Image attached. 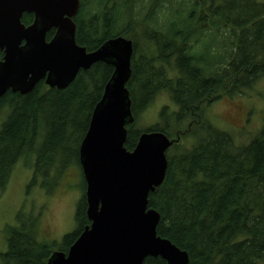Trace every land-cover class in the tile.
Listing matches in <instances>:
<instances>
[{
  "label": "trees",
  "instance_id": "16d2710c",
  "mask_svg": "<svg viewBox=\"0 0 264 264\" xmlns=\"http://www.w3.org/2000/svg\"><path fill=\"white\" fill-rule=\"evenodd\" d=\"M172 4L179 7L174 18ZM164 15L165 23L159 20ZM33 19L24 14L21 22L29 26ZM73 21L76 43L87 52L117 37L133 42L127 88L134 121L126 126V149L132 151L144 132H160L173 142L164 180L148 195L147 209L160 216L157 236L186 252L188 264H259L264 260V125L258 137L235 145L202 113L222 95L264 79V0H80ZM221 30L234 38L230 52L217 39ZM140 39L147 50L138 61ZM112 73V66L98 62L80 70L65 89L40 81L26 95L8 90L0 98V119L6 114L0 124V191L20 161L34 169L35 181L57 171L54 161L68 142L76 144L81 173L79 146ZM162 92L177 111L163 108L162 124L138 128V116ZM188 137L195 143L187 149L180 141ZM81 178L76 229L61 244L48 241L39 220L18 211L16 225L5 227L7 252L0 254V264H47L54 252H68L90 224ZM143 264L166 262L148 257Z\"/></svg>",
  "mask_w": 264,
  "mask_h": 264
},
{
  "label": "water",
  "instance_id": "95a60500",
  "mask_svg": "<svg viewBox=\"0 0 264 264\" xmlns=\"http://www.w3.org/2000/svg\"><path fill=\"white\" fill-rule=\"evenodd\" d=\"M79 7V0H0V98L8 90L26 95L40 81L65 89L98 62L113 67L78 151L90 225L66 254L54 252L47 264H143L148 257L188 264L186 252L157 236L160 216L147 209L149 193L164 180L173 142L145 132L133 151L125 147L126 126L134 121L127 88L133 43L117 37L87 52L75 40ZM24 14L33 15L29 26L21 22Z\"/></svg>",
  "mask_w": 264,
  "mask_h": 264
},
{
  "label": "rangeland",
  "instance_id": "374dc122",
  "mask_svg": "<svg viewBox=\"0 0 264 264\" xmlns=\"http://www.w3.org/2000/svg\"><path fill=\"white\" fill-rule=\"evenodd\" d=\"M178 8V5H171L169 10L171 18H174L177 11L175 9ZM203 17L206 18L204 15ZM159 20L165 23L167 19L164 15L159 17ZM141 30L143 32L144 29ZM223 31L215 34L219 42H225L226 51L234 38ZM141 43L143 41L140 39L138 61L147 50V45ZM143 47H146L145 51ZM227 51L230 52V48ZM166 69L171 78L176 77L173 64H169ZM242 90L243 92L232 96L222 95L202 113V119L229 134L235 145L247 144L254 137H258L264 125V79H259L251 88ZM163 108H166L168 113L177 111V106L166 92L155 96L152 103L138 116L135 125L144 129L162 124L159 116ZM5 118L6 114H3L0 124ZM185 126L184 120L181 122V127ZM194 143L195 139L190 137L180 141V145L187 149L190 148V144L194 146ZM75 149L76 144L68 142L66 152L62 157H56L57 160L54 161L58 166L57 171L53 170L45 176H38L36 181L33 179L34 169L32 170L31 166L28 168L21 161L15 166L6 188L0 191V254L7 252L5 227L16 225L18 211L37 218L41 234L48 241L61 244L63 237L76 229L75 212L81 196L82 178L74 158ZM33 180L34 184H32ZM259 264H264V260Z\"/></svg>",
  "mask_w": 264,
  "mask_h": 264
},
{
  "label": "flooded vegetation",
  "instance_id": "af4514ba",
  "mask_svg": "<svg viewBox=\"0 0 264 264\" xmlns=\"http://www.w3.org/2000/svg\"><path fill=\"white\" fill-rule=\"evenodd\" d=\"M52 30H54V29H52ZM50 31H51V30H50ZM50 31H49V32H50ZM49 32H48V33H49ZM54 32H55V30H54ZM53 35H54V34H53ZM52 37H53V36H52ZM1 54H2V57H3V53H2V52H1Z\"/></svg>",
  "mask_w": 264,
  "mask_h": 264
}]
</instances>
